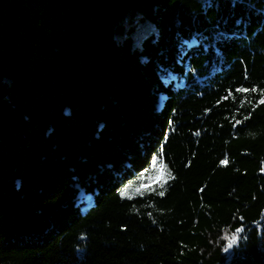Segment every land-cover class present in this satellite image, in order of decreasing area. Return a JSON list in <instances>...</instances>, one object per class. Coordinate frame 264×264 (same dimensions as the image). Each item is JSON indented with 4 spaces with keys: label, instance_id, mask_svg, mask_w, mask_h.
<instances>
[{
    "label": "trees",
    "instance_id": "16d2710c",
    "mask_svg": "<svg viewBox=\"0 0 264 264\" xmlns=\"http://www.w3.org/2000/svg\"><path fill=\"white\" fill-rule=\"evenodd\" d=\"M262 97L264 0H0V264H264Z\"/></svg>",
    "mask_w": 264,
    "mask_h": 264
},
{
    "label": "snow or ice",
    "instance_id": "6c2138e0",
    "mask_svg": "<svg viewBox=\"0 0 264 264\" xmlns=\"http://www.w3.org/2000/svg\"><path fill=\"white\" fill-rule=\"evenodd\" d=\"M237 92H248L249 89L247 88H239L236 90ZM251 91H256L255 88H253ZM229 95H231V93H229ZM223 99H227V97H224ZM260 104H264V97H262L259 101ZM248 117H245V119H247ZM242 121L240 120H236L235 123L236 124H240ZM235 126V125H234ZM196 135H199V132L196 133ZM228 163V158L227 156H225L224 159H222L220 161L221 165H227ZM152 165L153 167L156 169V175L151 177L150 179L156 182H161L160 183V187H163V182H166V177H165V169L167 168V165L164 164L163 161V151L161 150V154H160V158H159V163H157V158H153L152 160ZM168 178H171L170 173L168 174ZM133 189V185L130 183L127 186H125L122 190L119 191V195L121 196V198H129L131 199L132 195L135 194H140L142 195V189H147V190H154L151 188V184H144V183H140L138 187H136L130 194V190ZM159 195L163 196L164 192L161 191L159 193ZM238 232L240 231V229L237 230ZM237 236L236 235H232L231 239H230V244L229 246H231V244L233 242H235L237 240Z\"/></svg>",
    "mask_w": 264,
    "mask_h": 264
},
{
    "label": "rangeland",
    "instance_id": "374dc122",
    "mask_svg": "<svg viewBox=\"0 0 264 264\" xmlns=\"http://www.w3.org/2000/svg\"><path fill=\"white\" fill-rule=\"evenodd\" d=\"M151 28L155 31V28L153 26H151ZM147 29L149 31V28L146 27V24L142 23V22H136L135 23V34L142 36L143 34H145L147 32ZM156 182V181H155ZM89 200L91 202V197L89 196Z\"/></svg>",
    "mask_w": 264,
    "mask_h": 264
}]
</instances>
